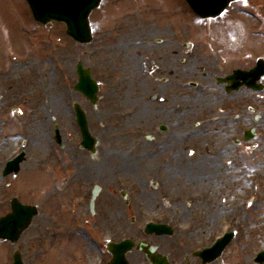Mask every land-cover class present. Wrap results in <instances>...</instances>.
<instances>
[{
  "label": "flooded vegetation",
  "instance_id": "af4514ba",
  "mask_svg": "<svg viewBox=\"0 0 264 264\" xmlns=\"http://www.w3.org/2000/svg\"><path fill=\"white\" fill-rule=\"evenodd\" d=\"M138 4L131 13L124 12L127 21L118 20L109 29L119 39V51L111 53L110 63L134 76L132 114L117 120L113 129L102 115L100 163L91 167L97 172L92 177L86 166L98 155L73 147L75 137L80 143L82 137L71 105L67 121L58 124L63 141L53 147L54 171L64 169L65 176L56 174L53 196L58 199L52 207L58 223H64L61 218L70 216L76 203L75 183L91 199L96 179L101 191L94 212L90 201L86 203L89 214L105 223L108 217L158 219L172 231L147 234L134 221L128 225L129 236L157 245V251L168 255L173 264H218L219 259L209 260L203 251L218 239L223 220L236 227L235 218L223 206L231 194L226 189L222 194L219 184L221 172H231L229 185L243 183L237 171H245L251 161L247 152L251 140L245 139V132L251 128L246 101L252 92L245 85L236 89L244 80L234 73L236 68L250 69L251 56L226 50L217 26L208 34L213 20L198 18L184 0H141ZM28 117L23 104L0 95V218L6 217L7 230L13 196L39 208L18 241L24 250L30 247L36 229L42 228L43 196L36 188V199L29 200L20 184L7 195V186L44 165L42 151H33L27 144L21 148L22 136L9 133L11 124ZM22 151L25 157L18 173L7 175V162ZM65 193L67 199L60 200ZM7 244L12 246L0 239V264H7ZM129 258L131 264H154L144 250L132 251Z\"/></svg>",
  "mask_w": 264,
  "mask_h": 264
},
{
  "label": "rangeland",
  "instance_id": "374dc122",
  "mask_svg": "<svg viewBox=\"0 0 264 264\" xmlns=\"http://www.w3.org/2000/svg\"><path fill=\"white\" fill-rule=\"evenodd\" d=\"M144 1L148 3L149 0ZM138 2L141 0H104L102 6L94 11L91 17L93 26L96 28L95 40L84 45L65 33L66 26L63 23L53 21L42 24L36 21L26 0H0V94L3 98H9L12 103L21 102L26 105L27 114H30L26 124H11L9 133L28 135L27 133L30 132L36 136V126L44 127L47 147L43 149L44 154H48L43 168L28 171L27 176L20 182L7 186V195L10 194V190L18 187L17 184H20L24 186L29 200L36 199V188L43 196L42 228L36 229L38 230L35 232L37 238L33 241L32 249L26 251V264H105L111 257L106 249L108 240L120 239L121 236L129 233L128 225H133L135 221L141 227L146 220L136 218L133 221L127 216L118 220L109 217L105 223L103 219L88 214L87 204H76L70 213L72 216H64L61 218L64 223H58L60 219L52 207L58 198L52 195V190L56 183V174L59 173L64 177L65 171L64 169L54 171L52 168L53 152L48 146L50 141L54 142L52 133L56 124L61 125L67 121L65 115L69 114L70 105L74 101H80L88 109L89 120L93 122L91 125L96 133H98L99 121L103 120V117H107V123L113 129L117 120H122L124 116L132 114L136 90L134 76L130 72L125 73L122 69L115 68L110 63L111 53L119 51L117 43L119 39H112L108 34L106 41L101 43L104 35L98 29L102 26L105 33L118 20L127 21L123 16L124 12L131 13L133 8L140 5ZM145 7L146 4L142 6V9ZM187 18L192 20L190 14ZM220 19L223 20H217L218 25L224 22L233 29V34L228 33L226 37L227 41L231 38L228 41L229 45L227 44L231 51L234 50V43L239 45L243 42L251 50V53L249 52L251 64L254 65L259 56L264 57V0L236 1ZM226 28L223 27L221 31L228 32ZM219 34L221 35V32ZM236 52L237 56L242 55L240 51ZM247 55L246 51L244 56ZM30 58L38 64L52 60L53 68L45 77L41 89L33 87L34 72L31 69L12 71L16 63ZM79 61H82L85 66H90L93 76L101 83L99 92L101 98L97 107L89 104L82 93L73 90L78 80L76 67ZM250 96L251 99L246 101L247 104L255 110H264V91L262 95L252 92ZM49 99H52L53 104L47 103ZM54 99L56 103L59 99V102L63 104L62 113L59 112V106L54 105L56 104ZM254 116L255 113L250 114V125L257 128L259 137L251 140V149L247 150L251 153L250 164L245 167V171L244 169L237 171L239 173L237 179L244 178L245 181L240 184L241 186L229 185V180L232 179L231 172L226 174L221 172L220 175V192L224 194L226 189L227 194H231L227 197L228 201L223 203L231 215L238 212L235 211L234 214L230 211L229 205L242 198L241 196H248L251 184L254 185H252L251 194L254 197L259 196V199L264 198V120L261 118L256 120ZM35 136L33 138H36ZM74 141L73 147H79L77 143L79 139L75 137ZM30 142L31 139H29ZM29 146L32 150L36 143L31 142ZM39 146L41 147L40 144ZM41 149L42 147L37 150L41 151ZM95 162L100 163V157L86 166V170L89 171L91 167L98 166ZM90 171L92 177L97 173ZM78 184V182L75 183L77 198L82 195ZM62 199H67V193L60 196V200ZM248 211L249 207L239 213L243 215V218H247L248 222L246 224L244 220L241 229L237 231L234 240L224 251L218 264L226 262L259 264L255 262L254 257L259 250L264 249V213L261 215V212H264V202L254 214L248 215ZM225 217H228V214ZM119 224L122 225L121 229H119ZM59 226L64 227L60 228L64 233L57 236ZM65 227H71V229ZM10 248L11 246L7 244V263L13 260L12 250L10 256Z\"/></svg>",
  "mask_w": 264,
  "mask_h": 264
},
{
  "label": "water",
  "instance_id": "95a60500",
  "mask_svg": "<svg viewBox=\"0 0 264 264\" xmlns=\"http://www.w3.org/2000/svg\"><path fill=\"white\" fill-rule=\"evenodd\" d=\"M35 18L44 23L52 20L63 21L67 24V33L76 40L87 43L92 39L89 15L96 8L101 0H28ZM196 13L203 17L219 15L233 0H187ZM264 72V60L261 59L255 69L251 71V80L258 79ZM79 82L76 89L81 90L93 102L98 99L97 81L93 79L89 68H84L82 62L78 64ZM253 84V82H252ZM259 86H256V88ZM80 115V122L87 140L95 141L87 128V121L84 112L77 105ZM22 206V205H21ZM18 234L7 233V238L17 240ZM231 236L219 249V254L226 246ZM130 241L122 243H109V249L113 252V258L108 264H129L126 258L127 249L131 247ZM260 262H264V252L258 256ZM14 264H23L20 255H16Z\"/></svg>",
  "mask_w": 264,
  "mask_h": 264
},
{
  "label": "bare ground",
  "instance_id": "6f19581e",
  "mask_svg": "<svg viewBox=\"0 0 264 264\" xmlns=\"http://www.w3.org/2000/svg\"><path fill=\"white\" fill-rule=\"evenodd\" d=\"M30 67V68H29ZM53 68L52 60H46L44 63L38 64L35 60H32V58L28 60L19 61L12 67V71H21L26 69H31L34 72L33 76V87L41 89L43 87V83L45 82V77L50 74V71ZM56 99H54V102ZM48 104H53L52 99H49ZM54 105H62L61 102H59V99H57V103ZM61 108V106H60ZM62 109V108H61ZM44 128L39 125V127L35 130L38 136L44 141V146L46 147V139H45V132H43ZM99 171V169H98ZM237 206H240V204H237ZM237 208V207H236ZM239 209V208H237Z\"/></svg>",
  "mask_w": 264,
  "mask_h": 264
}]
</instances>
